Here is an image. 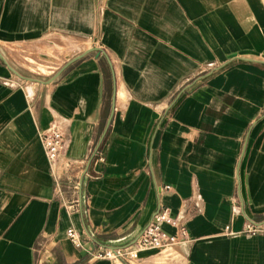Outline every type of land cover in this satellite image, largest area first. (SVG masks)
Wrapping results in <instances>:
<instances>
[{
    "label": "crops",
    "instance_id": "1",
    "mask_svg": "<svg viewBox=\"0 0 264 264\" xmlns=\"http://www.w3.org/2000/svg\"><path fill=\"white\" fill-rule=\"evenodd\" d=\"M160 205L135 264H264V0H0V264H126Z\"/></svg>",
    "mask_w": 264,
    "mask_h": 264
},
{
    "label": "built area",
    "instance_id": "2",
    "mask_svg": "<svg viewBox=\"0 0 264 264\" xmlns=\"http://www.w3.org/2000/svg\"><path fill=\"white\" fill-rule=\"evenodd\" d=\"M46 155L51 163H55L65 147L66 139L63 130L57 124H52L47 129L40 131ZM171 225L176 228L175 233H169L164 226ZM245 232L260 233L264 231V219L260 221L248 220L244 227ZM71 242L80 247L81 234L74 228L67 230ZM189 239L188 229L178 216H174L169 207L160 205L148 224L143 228L134 246L121 248H101L94 258L124 261L126 264H135L139 260V253L144 249H158L166 251L175 247L180 242Z\"/></svg>",
    "mask_w": 264,
    "mask_h": 264
},
{
    "label": "rangeland",
    "instance_id": "3",
    "mask_svg": "<svg viewBox=\"0 0 264 264\" xmlns=\"http://www.w3.org/2000/svg\"><path fill=\"white\" fill-rule=\"evenodd\" d=\"M24 59V58H23ZM25 61V59H24ZM32 64V62H30ZM32 68V69H31ZM49 70H51V67H45V66H35V67H31L30 66V73L31 76L34 78H41L42 76L43 77H48V75L51 74V72H49ZM28 85H32L31 82H28Z\"/></svg>",
    "mask_w": 264,
    "mask_h": 264
}]
</instances>
